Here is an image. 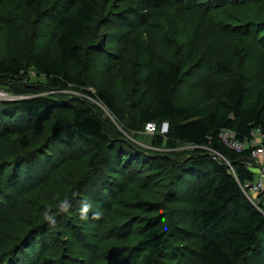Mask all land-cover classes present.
<instances>
[{
    "label": "trees",
    "instance_id": "1",
    "mask_svg": "<svg viewBox=\"0 0 264 264\" xmlns=\"http://www.w3.org/2000/svg\"><path fill=\"white\" fill-rule=\"evenodd\" d=\"M5 5H11L13 12L4 9ZM262 7L264 0H0V12L7 13L0 17V23H11L9 29L19 35L34 26L38 32L46 17L51 19V27L57 28L53 38L54 51L40 49L30 56L31 66L39 76L44 77L45 84L39 86L44 87L25 89L9 84L7 89L24 97L0 101V264H63L66 255L61 250L60 236L56 238L62 230L49 229L61 217L71 225L69 250L76 253L80 249V255L84 254L85 258L88 257L86 249H89V254L91 251L95 253L88 258L90 262L83 260L84 257L73 258L76 264H96L98 261L101 264H161L166 234L172 228L167 226L166 230L165 226H161L156 214L161 211V205H166L164 202L171 200L173 191L157 182L160 178L154 182L147 175L145 181L134 183L136 189L142 186L147 190L153 182L156 189L162 190L161 196L164 194L162 199L145 203H140L136 194L133 196L135 211L156 213L149 216L147 224L144 223L133 233L129 225L139 223V220L128 224L126 218H113L117 213L116 207L124 203L121 197L128 193L126 186L137 174L148 169H156L152 176L160 173L166 178L177 176L188 179V190L192 194L186 201L193 206L194 221L202 231L197 253L201 264H250L247 253H259L260 243L264 241L262 204L256 206L250 203L241 189L243 184L254 179V172L245 166L250 150L236 152L228 148L219 139V132L222 129L234 130L238 139L250 138L256 129L264 133V90L260 89L256 97L247 102L244 95L246 76L241 71L234 74L231 61L225 58L209 57L206 61L201 58L195 67L207 66L206 72L192 82L193 78L189 77L191 72L185 73L182 63L155 65V60L151 59V41L147 37L155 36L153 29L157 26L166 32L169 39L161 35L155 43L170 44L174 36L169 32L172 19L168 14L172 13L175 19L182 20L198 12L197 16L203 18H197V21L212 18L215 23L219 22L215 24L216 28L222 25L218 28L220 32L238 31L264 48V21L256 20L259 13L250 11L251 8ZM241 17L246 19L243 21ZM115 18L118 22L114 26L111 21ZM223 18L233 20L234 24L223 21ZM98 20H102L104 29L117 27L114 46L106 50L108 54L103 53L104 44L93 49L98 57L103 54L101 59L107 61L105 67L112 73L122 69L119 66L121 60L127 61L122 48L117 46L123 38L122 33L145 36L141 40H145L143 43L148 47L146 66L144 74L135 82L141 84V88H131L133 90L128 92L132 99L137 95L128 107L133 111L128 122L127 108L119 104L111 82L90 91L91 82L85 80L87 57L81 47L83 31L92 29ZM195 33L197 36V31ZM7 34L0 37V49L11 44L17 52L12 43L15 42L14 34L11 40ZM194 39L190 41L191 51L195 48ZM182 40L180 45L175 41L180 52L186 45V42L182 44ZM10 51L0 55V78H21L22 81L24 78L21 75L26 72L25 61L18 52ZM191 57L195 59L196 56L192 54ZM211 70L228 78L217 91L211 108L174 101V90L180 82L189 78L187 83L190 81L194 88L199 87L212 75ZM44 88L58 92L83 89L85 98L72 100V95L62 98L57 96L58 92L42 95L39 91ZM146 96L151 98V104H145ZM97 103L119 119L123 134L132 132L136 134L133 137H138L147 122H155L156 132L149 133L152 146L169 151L162 153L134 145L115 128L113 122L110 126L106 122L104 125L105 120L101 111L97 110ZM163 121L168 123L165 134L159 132ZM22 132H32L33 139L19 145ZM73 137L81 145L92 147L85 163L88 171L80 183L72 191L69 190L72 200L68 199V203L61 206L55 205L44 216L39 212V216L35 217L36 212L45 210L43 205L39 207V202H35L39 187L45 186L61 163L82 156L83 152L71 149L75 145L73 140L78 141ZM179 143L190 145L191 153L180 156L171 152L177 149ZM116 148L118 154L112 157ZM210 154L219 160L210 157ZM125 155L127 158H123ZM226 161L232 164L233 171ZM154 163L155 166H152ZM86 186L92 190L91 194L89 191L90 200L84 197L88 192ZM52 195L48 193L49 197ZM16 209L23 210L24 214L34 212L28 217L23 216L17 225ZM168 210L165 211L167 216L170 208ZM226 217L231 218L230 222H224ZM82 218L84 220L81 221ZM89 226L92 227L90 231L86 234L81 232ZM136 233L139 239L134 247L131 248L133 242L130 241L128 245L116 244ZM55 250L62 253L59 258H55Z\"/></svg>",
    "mask_w": 264,
    "mask_h": 264
},
{
    "label": "rangeland",
    "instance_id": "2",
    "mask_svg": "<svg viewBox=\"0 0 264 264\" xmlns=\"http://www.w3.org/2000/svg\"><path fill=\"white\" fill-rule=\"evenodd\" d=\"M3 8L11 9V11L13 12L11 5L9 6L5 5ZM250 11H252V13L258 12L259 16L256 17L255 19L259 20L260 22L264 21L263 7L261 9L251 8ZM244 13H246V11ZM197 14L198 12L191 14L189 17L186 16L187 21L186 19H182V20L175 19L172 13L168 14L172 19L170 20L171 29H169V32H171V34L173 33L172 35L174 36L172 38V43L170 44L163 43L162 45H158L157 43H155L158 42V40H160L159 37L161 35H163L164 39H167L168 36L166 32H163L162 30L158 29L157 26H154L153 31L155 33V36L147 37L149 41H151V45H150L151 53L154 55V56L151 55V59L153 58L155 60L156 62L155 65L165 66L173 63L184 64L185 73L191 72L189 77L193 78L192 82H195V80L198 77H200L202 73L206 72L207 66L195 67L196 66L195 63L197 64V62H199L201 58L202 59L204 58L205 61L209 57L212 59L225 58L227 60H230L232 63L233 73L236 74L241 71L246 76L244 95L246 101L250 102L256 97L260 89L264 90L263 46L257 41H255L253 38H250L245 34L238 33V31L235 30L229 32L228 31L220 32L218 28H220V26L222 25L216 28L215 24H219V22L215 23L212 18L209 19L206 18L203 21H197V18H203V17H198ZM3 15H7V13L1 11L0 17ZM131 17L134 16L131 15ZM242 17H245V15ZM242 17L241 20L244 21L246 18H242ZM134 21H136V19H134ZM223 21L228 22L229 24H234L233 20L231 21L229 18H223ZM236 21H237V17H236ZM50 22L51 19L49 17H46L43 20V22H41L38 32L35 30V26H34L31 27V29L28 27L29 29L27 28L23 30L20 33V35L17 31L13 32L12 29H9L11 27V23L9 22L5 24L0 23V37H2L4 34H7L8 32L11 33L9 35L7 34L9 36V39L11 40L14 34L13 40H15V42L12 41L13 46L14 45L16 46L19 56L25 61V65H26V72L21 75L23 76L24 80L21 81V78L15 80L0 78V101H8V100L24 97L22 95L17 96L11 90L7 89L6 86H8L9 84H12L17 88H25V89H32L36 87L42 89L44 87V86L41 87L39 86L41 84L43 85L45 84L44 77L39 76L36 73V71L33 69V67L31 66L30 56H33L34 53L40 49L54 51L53 38L57 33V28L51 27L52 22L51 23ZM116 22H118L117 18L111 21V24L115 26ZM197 22H202V23L197 24ZM115 31H117V27L112 28V30L104 29V23L102 22V20H98L96 25L92 29H84L83 38L81 42L82 52L87 57V70H84V75H85V80L86 81L89 80L88 82H91V84H89L90 86L88 87L90 91H93V88H96V86L98 87L100 85L102 86L107 85L109 82H111L112 89L116 93L119 104L123 108L124 106H126L127 108L126 113L128 117L126 116L127 117L126 122H128L129 118L133 116V111L129 110L128 107L131 104V101H134V99L137 98L136 95V97L132 99V97H129L128 92L130 91L131 88H141V84L139 83L137 84L135 82H137V80L141 78V76L144 74L143 69L146 66L145 63L148 55L147 54L148 47L147 44L143 43L145 40L144 41L141 40L142 38H145L144 35L140 37L134 33L132 35L131 34L126 35L125 33H122L123 38L121 39V41L117 42V46L118 48L119 47L122 48V52L124 53L125 60L127 61L121 60L119 66L122 69L117 70L115 73H112V70H107L108 68L105 67L107 66L106 65L107 61L101 59V56L103 54L99 55L100 57L99 58L98 55H96V53L93 52V49L98 48L99 45L104 44L105 51L103 53L105 55L108 54L109 51L106 50L107 49L109 50L114 46ZM196 31H197V36H195ZM33 33H35L34 36H31ZM108 34H110L108 38L105 37ZM180 34H182V36ZM16 36H19V38L15 39ZM156 37L158 38L157 41L155 40ZM181 38H183V40L181 41L183 45L185 44L184 42H186L184 48L182 47V50H184L183 52L182 51L180 52L178 49H176V42L178 45H180ZM192 38H195L193 40L195 44L194 46L195 48L193 51H191L192 47L190 46L191 44L190 41L192 40ZM29 44H31V46ZM171 45H173V47ZM10 50H13L14 53H17L16 49L12 48L11 44H9L8 47L7 45H4V47L0 49V55H3L4 53L8 54L11 52ZM113 53H115V51H113ZM192 54L193 56H196L195 59L192 57L190 58V55ZM193 67H195V69L191 70ZM74 68L77 67L74 65ZM211 72L212 75L208 78L206 83L199 87L194 88V84L190 81L189 83H187V81L190 80L189 78L185 82L184 81L180 82L179 85H177V87L174 90V94H173L174 101L191 103L194 105L211 108L215 103V98H216L215 95L217 91H219V89L223 85H225L228 79L226 75L220 74L214 70L213 71L211 70ZM133 83H135L134 86ZM124 88H126V91L124 90ZM82 90L83 89L80 90L67 89L58 92L57 90H49V88L45 90L44 88V90H41L39 92L42 95L54 94L58 92L57 96H60L62 98H66V96L72 95V97L74 98L72 100H76L75 98L78 99L85 98ZM144 101L145 104H151V98L149 96H146ZM97 110L98 112L99 110L101 111V116L105 120L104 125L106 122L110 126L111 123L113 122L112 124H114L115 128H118L122 133L121 123L117 117L111 115L102 104L97 103ZM34 131H36L37 133V130ZM32 135H33L32 132H22V137L20 138L21 142L19 140L20 142L19 145H21L22 143L25 144L26 142H30L33 139ZM123 135L134 145L135 144L141 145L145 149L151 148L155 151L158 150L159 152L162 153H166V151H169L163 148L152 146L153 144L151 143L152 136L149 133H147L144 129L143 131L141 130V132L138 133V137L137 136L133 137V135L136 134H133L132 132L131 134H123ZM73 138L77 139L76 137ZM73 143H75V145H73L71 149L77 150V152H83L82 156L80 155L75 159L67 160L63 164L61 163L59 169L54 173V175L45 184V186L41 185V187H39L40 190L36 194L35 202L36 203L39 202L38 203L39 207L43 205L42 207L45 210H39L38 212H36L35 217L39 216V212H41V215L44 216L46 214V211L48 212L49 209H51L52 207L55 208V205L61 206L65 203H68V199H71L69 197L70 192L72 191L71 189H73L78 183H80L81 178L88 171L85 163L89 153L92 151V147L81 145L79 140L76 142L75 140H73ZM0 147H2V145ZM115 150L116 151H114L112 157L113 156L115 157L118 154L117 148ZM191 150L192 148L190 147V145L179 143L177 145V149H175L174 151L171 150L170 151L177 153L178 155L181 156L191 153L190 152ZM210 157L219 160L217 156L213 154H210ZM123 158H127V155H125ZM38 160H41V158H39ZM226 163L230 167V170L233 171L232 164L227 161ZM152 166H155V163ZM155 170L156 169H148L144 171V173L142 174H137V177L135 176L132 182L126 186V190H128L127 191L128 193H126V195L121 197L124 203L121 207L120 205L119 207H116L117 213L115 214L112 213L114 214L113 218L114 219L126 218L128 219V224H131V222L133 223V220H139V223H135V224L133 223L129 225V228L131 231H133V233H135V231L137 232V229L140 226H143L144 223L147 224V222L150 221L149 218L152 215H155L156 213H144L143 210L135 211L136 208L134 206V202L132 201L133 196H135L136 194L137 200L140 203H145L146 201L155 202L157 201V199L161 197L163 198L164 194L161 196L162 190L156 189L155 188L156 185H153L154 184L153 182H150L149 189L147 190H145V187L143 189L142 186H140L141 188L136 189L134 183L137 182L141 183L145 181L146 180L145 177L147 175H150V178L154 182H156L158 178H160V180H158L157 182H161L160 184H164V187H167L168 189L173 191L171 200L169 201L167 200L166 202H164L166 205L164 204L161 205V207L159 208L161 211L156 214L157 218L158 219L160 218L161 226H165L166 230L168 229L167 226L169 228L170 227L172 228L171 232L170 233L168 232V234H166L165 245L163 249L164 250L163 258H161L160 263L161 264H201L197 253L199 250V239L202 231L199 228H197L196 223L194 221L192 214L193 206L189 205V203L186 201V199L192 194V192L188 190L190 187V183L188 182V179L178 178L177 176L166 178L165 176L164 177L160 176L161 175L160 173H157L156 176H152V174L156 172ZM88 187L90 188V185ZM88 187L85 189L88 190ZM69 190L71 191L69 192ZM89 191L91 194L92 190L89 189L88 192H86V195H84L85 199L87 200H90ZM48 193L53 194L52 197H49ZM246 194L249 195L247 191ZM246 194L244 192L245 196ZM39 196L41 198L43 197L42 201H40L41 198ZM251 197H252L251 199L247 197L250 203L256 206H258V204H262V200L258 198L259 196L256 197L255 195H252ZM71 203L73 204L72 201ZM167 204H169L168 205L169 207H167ZM49 206L51 207L48 208ZM169 208H170V214L167 216V213L165 211L166 209L168 210ZM16 210H17L16 216L19 219L17 225L20 224V220H22L21 218L23 216L28 217L30 216L29 214L34 212V211L32 212L30 211L29 213L24 214L23 210L21 209H16ZM157 211L158 210H156L155 212ZM241 215L242 213L239 215V218L241 217ZM69 216L72 215L69 214ZM230 219H231L230 217H226L224 219V222H230ZM82 220H84V218H82L81 221ZM59 221L55 223L53 226L51 227L49 226V229L55 230V228H58L62 230L60 234L64 233L63 235L59 234L58 236H56V238H59L60 236L62 243L61 250L62 253L64 252V254L66 255L65 260H62V262L63 264H76L74 263V261H72V259L77 257L82 258L84 257V254L80 255L79 253L80 249H77L76 253L72 252V250H69L68 247L70 246V244L68 243V240L71 238V230H70L71 225H69L70 223L64 217L63 218L61 217ZM91 226H89V228L84 227L81 230V232H84V234H86L92 228ZM100 232L102 233L104 231L100 230ZM108 236L112 238L111 235ZM72 237L74 238L73 235ZM138 239L139 236L138 233H136V234H132L129 239L123 240L122 242L118 241V243L116 244L120 245L127 243L128 245V242L130 241V243L133 242L132 245H130L129 243V245L132 248L137 244ZM88 252L89 249H86L85 253L88 254V257H86L87 259L85 257L83 259L86 262H90L88 258L93 257L95 254L94 251H91L90 254ZM62 253L59 250H55V255H56L55 258H59V255H61ZM247 254L249 255L248 257L250 264H264V241L260 243L259 253L254 252L252 254L248 252ZM101 263L100 261L96 262V264H101Z\"/></svg>",
    "mask_w": 264,
    "mask_h": 264
},
{
    "label": "built area",
    "instance_id": "3",
    "mask_svg": "<svg viewBox=\"0 0 264 264\" xmlns=\"http://www.w3.org/2000/svg\"><path fill=\"white\" fill-rule=\"evenodd\" d=\"M144 129L147 133L152 134L156 132L157 125L155 122L150 121L145 124ZM159 131L161 134H165L168 131V123L166 121L161 123ZM219 139L224 145L236 152L250 150L245 166L253 172L257 169L259 176L255 177L252 181L246 182L241 188L245 194L247 191L249 195L246 194V197L249 199H251L252 195H255L259 196L258 198L261 200H264V182L262 179V174L264 173V133L260 129H256L252 131L250 138L238 139L234 130L222 129L219 132Z\"/></svg>",
    "mask_w": 264,
    "mask_h": 264
},
{
    "label": "crops",
    "instance_id": "4",
    "mask_svg": "<svg viewBox=\"0 0 264 264\" xmlns=\"http://www.w3.org/2000/svg\"><path fill=\"white\" fill-rule=\"evenodd\" d=\"M254 175H255V177L259 176V171L257 169L254 171ZM262 179H263V182H264V173L262 174ZM262 204H263L262 206L264 208V200H262Z\"/></svg>",
    "mask_w": 264,
    "mask_h": 264
},
{
    "label": "bare ground",
    "instance_id": "5",
    "mask_svg": "<svg viewBox=\"0 0 264 264\" xmlns=\"http://www.w3.org/2000/svg\"><path fill=\"white\" fill-rule=\"evenodd\" d=\"M257 177V176H256ZM257 197V196H256ZM252 198V197H251ZM255 198V197H254ZM256 199V198H255ZM260 199V198H259ZM261 201V200H260Z\"/></svg>",
    "mask_w": 264,
    "mask_h": 264
},
{
    "label": "water",
    "instance_id": "6",
    "mask_svg": "<svg viewBox=\"0 0 264 264\" xmlns=\"http://www.w3.org/2000/svg\"><path fill=\"white\" fill-rule=\"evenodd\" d=\"M221 158H223L222 156H221ZM224 159V158H223Z\"/></svg>",
    "mask_w": 264,
    "mask_h": 264
}]
</instances>
